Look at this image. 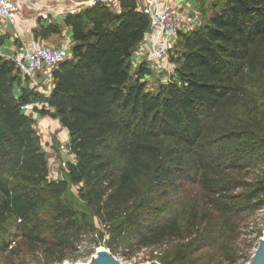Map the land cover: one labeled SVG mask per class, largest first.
Returning a JSON list of instances; mask_svg holds the SVG:
<instances>
[{"label":"trees","instance_id":"obj_1","mask_svg":"<svg viewBox=\"0 0 264 264\" xmlns=\"http://www.w3.org/2000/svg\"><path fill=\"white\" fill-rule=\"evenodd\" d=\"M118 2L120 12L98 1L36 31L71 33L48 97L0 54V253L26 246L63 263L89 240L127 257L167 248L153 255L161 264H210V250L225 264L250 260L234 241L264 211V0L201 3L202 25L180 35L156 91L141 81L146 62L132 74L150 17L139 0ZM34 113L69 133L64 179L50 178ZM190 184L196 197L178 208ZM74 187L82 209L67 199ZM253 232L256 249L263 229Z\"/></svg>","mask_w":264,"mask_h":264},{"label":"built area","instance_id":"obj_2","mask_svg":"<svg viewBox=\"0 0 264 264\" xmlns=\"http://www.w3.org/2000/svg\"><path fill=\"white\" fill-rule=\"evenodd\" d=\"M23 1L0 0V19L9 23L21 19L19 12ZM190 1L141 0V9L150 17L151 30L135 51L133 63L139 67L143 61L148 60L146 64L151 73L155 75V79L161 81L160 84L168 83L171 80L172 75L162 78L161 73L167 69L166 60L176 48L180 35L189 33L202 25L200 6L190 4ZM204 1L210 3L216 0ZM63 35L65 41L59 46L41 41L22 43L16 48L15 53L6 57L14 61L23 81L28 82L30 88L37 90L46 97L50 95L53 88L54 70L61 63L72 58V41L67 30L64 31ZM40 73L44 74L40 77ZM151 75L144 77L143 81L147 82L146 80ZM43 85L47 87L43 89ZM36 105L26 104L22 109L26 112H32ZM250 260L242 261L241 264H249Z\"/></svg>","mask_w":264,"mask_h":264},{"label":"rangeland","instance_id":"obj_3","mask_svg":"<svg viewBox=\"0 0 264 264\" xmlns=\"http://www.w3.org/2000/svg\"><path fill=\"white\" fill-rule=\"evenodd\" d=\"M203 12L204 19L206 20L208 16L205 17V9L203 10ZM53 40L54 42L51 43L55 45L61 44L63 42V38H54ZM171 55L172 53L166 60V63H168L167 69L163 73H161L162 78H167L168 76H171L174 73L175 64L171 61ZM147 61L148 60H145L143 62L147 63ZM132 68V74L135 76L136 72L138 71V67L133 63ZM43 74L44 73H40V77ZM143 79L144 77L141 78V81H143ZM146 81L148 84L149 91H156L161 83L160 80L155 79L154 74H152L151 77ZM163 81H166V79H163ZM24 83H26L25 80ZM46 87V85H43V89ZM34 118L36 120L35 128L41 138L43 151L46 152L48 156L50 178L55 180L64 179L67 174V164L70 162H75V156L71 153L69 149V133L65 128L61 126L58 120H54L50 117H42L38 113H34ZM197 190L198 189L194 184H190L189 186H187L183 190V192L178 195V208L184 205V203L187 201H185L184 199H186L187 197H196ZM77 191V187L72 188V193L68 196L67 199L69 202L73 203L76 208L82 209L83 205L77 197ZM188 201L190 202V200ZM246 225L247 226H245L242 230V235L234 241V244L240 247L249 248L250 254H252L255 251L254 248H250V244L252 243L251 241L254 239L255 236L253 231L257 228H262V237H264V211H260L251 216L248 219ZM170 244L171 243H169L168 245L170 246ZM92 246L93 243H91V241H86L84 245L78 248L79 250L77 253L81 254L80 258L74 260V257H76L77 253L75 254L72 252L68 254L66 260L62 264H87L91 261L92 257L95 256L101 248L109 250L104 245L97 247L95 250L92 249ZM23 248V251L18 250L17 252L11 254L0 253V264H43L46 259L44 252L41 251L38 254L34 251H29L26 246H23ZM165 249L158 250L156 252H154L152 249H144L140 252L135 253V255L132 257H127L120 252L115 255V257L121 262V264H149L152 262H159L157 258L153 259V255H157V253L158 256H161L162 254L164 255V253H166L167 251V248ZM91 250L93 252L90 254L89 251ZM208 253L210 254V257L215 259V262L212 261V263L210 264H225L222 261V253H218V251L214 250H210L208 251Z\"/></svg>","mask_w":264,"mask_h":264},{"label":"crops","instance_id":"obj_4","mask_svg":"<svg viewBox=\"0 0 264 264\" xmlns=\"http://www.w3.org/2000/svg\"><path fill=\"white\" fill-rule=\"evenodd\" d=\"M98 1L112 5V7L114 5L113 8L120 12L118 0H24L19 12L21 19L10 23L0 19V40L3 41V44L0 45V54L8 57L15 53L16 48L22 43H32L33 41H41L54 46L61 45L62 43L57 45L51 43L54 42V38L50 40L35 39L36 31L40 29V26H46L52 22L63 24L67 14L81 12ZM203 2L202 0H191L190 4L199 5L201 9ZM139 4L141 6V0H139ZM65 30L70 36V29L65 28Z\"/></svg>","mask_w":264,"mask_h":264},{"label":"water","instance_id":"obj_5","mask_svg":"<svg viewBox=\"0 0 264 264\" xmlns=\"http://www.w3.org/2000/svg\"><path fill=\"white\" fill-rule=\"evenodd\" d=\"M62 264V263H56ZM68 264V263H65ZM87 264H121V262L110 252V250L98 251L95 256L92 257L91 261ZM149 264H161L159 262H152ZM249 264H264V237L259 240V244L254 251V254Z\"/></svg>","mask_w":264,"mask_h":264},{"label":"bare ground","instance_id":"obj_6","mask_svg":"<svg viewBox=\"0 0 264 264\" xmlns=\"http://www.w3.org/2000/svg\"><path fill=\"white\" fill-rule=\"evenodd\" d=\"M102 250H105V249L101 248L99 251H102Z\"/></svg>","mask_w":264,"mask_h":264}]
</instances>
